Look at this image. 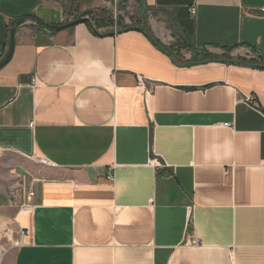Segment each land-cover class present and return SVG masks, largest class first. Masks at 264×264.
<instances>
[{
    "label": "crops",
    "instance_id": "obj_1",
    "mask_svg": "<svg viewBox=\"0 0 264 264\" xmlns=\"http://www.w3.org/2000/svg\"><path fill=\"white\" fill-rule=\"evenodd\" d=\"M142 1L216 58L0 0V264H264V0Z\"/></svg>",
    "mask_w": 264,
    "mask_h": 264
},
{
    "label": "rangeland",
    "instance_id": "obj_2",
    "mask_svg": "<svg viewBox=\"0 0 264 264\" xmlns=\"http://www.w3.org/2000/svg\"><path fill=\"white\" fill-rule=\"evenodd\" d=\"M67 10L69 19L73 20L83 14L90 17L93 24L97 23L100 15L105 14L109 20L99 31H117L128 28L137 27L145 30L153 37L159 45H161L169 53H172L179 62L186 60H198L211 56L210 53H201L198 56L188 55L193 53V49L185 43H180L173 33L165 32L162 38L155 33L153 23H157L155 11L145 6L142 0H61ZM85 16V17H86ZM163 27V24H159ZM96 26V24H95ZM160 32L164 30L159 29ZM162 36V35H161ZM190 53V54H189ZM193 56V55H192Z\"/></svg>",
    "mask_w": 264,
    "mask_h": 264
},
{
    "label": "trees",
    "instance_id": "obj_3",
    "mask_svg": "<svg viewBox=\"0 0 264 264\" xmlns=\"http://www.w3.org/2000/svg\"><path fill=\"white\" fill-rule=\"evenodd\" d=\"M105 14H107V13H105ZM105 14H104V12H103V14L99 16V18L97 19V23H95L96 26H95V24H93L91 18L88 17V16H86V14H83V15L77 17V18L85 17V16H86V17H87V21H86V22L90 25V27H91L95 32H99L98 28L102 27V25L106 24V23L108 22V20H109V18H108ZM25 16H26V15H23V16H20V17H17V18H15V19H13V20L11 21V23H10V27H12L13 24H14L17 20H20V19H21L22 21H24V20L27 18V17H25ZM77 18H75V19H77ZM75 19H73V20H75ZM71 21H72V20H71ZM38 22H40V23L43 24V25L49 26L50 28L52 27L51 25H47V24L43 23L42 21H39V20H38ZM133 28H135V29H139V28H137V27H133ZM133 28H132V27L124 28V29H121V30L117 31V33L121 32L122 30H129V29H133ZM107 32H111V31H107ZM111 33H113V32H111ZM149 38L151 39V41H152L153 43H155V44H156L157 46H159L161 49H163L164 51H166L161 45L158 44V42H157L153 37H151V36L149 35ZM208 58L212 60V59H214V58H216V57L213 56V55H211V56H209V57H204V58H202V60H206V59H208ZM255 59H257V61H256ZM232 61H234V60H232ZM235 62H237V63H239V64L250 65V66L264 67V55H263V54H258L255 58L250 59L249 61H246V60H244V59H242V58H238V59L235 60Z\"/></svg>",
    "mask_w": 264,
    "mask_h": 264
},
{
    "label": "water",
    "instance_id": "obj_4",
    "mask_svg": "<svg viewBox=\"0 0 264 264\" xmlns=\"http://www.w3.org/2000/svg\"><path fill=\"white\" fill-rule=\"evenodd\" d=\"M87 21V17H80L77 18L75 20L69 21L68 23L65 24H61V25H51L52 29L57 32L66 28H69L77 23H81V22H86ZM22 22V20H17L13 26L11 27L9 34H8V48L7 51L5 53V56L0 60V68L2 66H4L11 58V55L13 53V49H14V34H15V30L17 28V26Z\"/></svg>",
    "mask_w": 264,
    "mask_h": 264
},
{
    "label": "built area",
    "instance_id": "obj_5",
    "mask_svg": "<svg viewBox=\"0 0 264 264\" xmlns=\"http://www.w3.org/2000/svg\"><path fill=\"white\" fill-rule=\"evenodd\" d=\"M261 10L264 11V7H263ZM189 12H190L191 15H194L195 12H196L195 7H190V8H189ZM143 82H144V81H143V79H142L141 77H139V78L137 79V85H143ZM43 161H44V162H47V160H43ZM155 165H157V166H161V163L155 161ZM27 207H28V205H25V204H22V205H21V208H27ZM4 253H5V248L0 247V256H2Z\"/></svg>",
    "mask_w": 264,
    "mask_h": 264
}]
</instances>
